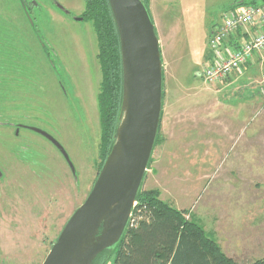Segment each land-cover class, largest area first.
Here are the masks:
<instances>
[{"label":"rangeland","instance_id":"1","mask_svg":"<svg viewBox=\"0 0 264 264\" xmlns=\"http://www.w3.org/2000/svg\"><path fill=\"white\" fill-rule=\"evenodd\" d=\"M35 4V26L22 18L23 99L0 102V264H43L88 198L102 163L97 37L91 22L76 20L85 0ZM151 4L166 77L161 139L169 137L156 148L143 190H160L164 201L193 215L228 257L252 264L264 258V74L208 84L201 73L223 13L264 6V0ZM244 100L254 106L245 108ZM29 128L52 136L69 159ZM211 145L216 152L207 155ZM12 147L27 165L3 175L4 162L17 157ZM114 261L115 254L108 264Z\"/></svg>","mask_w":264,"mask_h":264},{"label":"water","instance_id":"2","mask_svg":"<svg viewBox=\"0 0 264 264\" xmlns=\"http://www.w3.org/2000/svg\"><path fill=\"white\" fill-rule=\"evenodd\" d=\"M108 1L119 32L123 69L114 145L88 198L69 219L43 264H94L105 251L117 249L129 228L160 135L165 69L155 23L142 0ZM47 138L69 159L54 139Z\"/></svg>","mask_w":264,"mask_h":264},{"label":"trees","instance_id":"3","mask_svg":"<svg viewBox=\"0 0 264 264\" xmlns=\"http://www.w3.org/2000/svg\"><path fill=\"white\" fill-rule=\"evenodd\" d=\"M142 1L150 11L151 0ZM85 3L83 18L93 25L102 73L98 95L100 173L114 145L123 101L121 45L109 1L85 0ZM161 143L159 135L156 148ZM152 163L153 159L149 170ZM113 254V264H238L223 252L193 215L164 201L157 189L141 190L124 239L114 252L105 251L94 264H108ZM252 264H264V258Z\"/></svg>","mask_w":264,"mask_h":264},{"label":"built area","instance_id":"4","mask_svg":"<svg viewBox=\"0 0 264 264\" xmlns=\"http://www.w3.org/2000/svg\"><path fill=\"white\" fill-rule=\"evenodd\" d=\"M209 44L211 57L201 73L206 83L218 84L243 74L253 55L264 53V6L227 9L221 23L213 27Z\"/></svg>","mask_w":264,"mask_h":264},{"label":"flooded vegetation","instance_id":"5","mask_svg":"<svg viewBox=\"0 0 264 264\" xmlns=\"http://www.w3.org/2000/svg\"><path fill=\"white\" fill-rule=\"evenodd\" d=\"M35 7L37 8V5L35 4V0H0V90L3 91L0 94L1 95L0 102L3 104H6L9 101H12V103L17 104L20 102V100L23 99L22 97H21L22 99L20 98V94H19V90H22L23 88V85H20L22 84V79L20 78V75H22L21 64L22 63L24 64V60L22 59V55L20 54L21 53L20 41L22 36V18L24 16L27 20L31 22L32 26H35L34 23ZM5 11H8L9 13H6ZM10 14H13V18H9ZM78 19L84 20L83 16ZM31 68L32 71L37 69L33 67ZM5 74H14L15 77L8 78L5 76ZM12 81L14 84L11 83ZM7 85L8 87H6ZM8 90H10V92H7ZM33 129L35 128H31L30 130ZM46 134L48 137L54 139L48 133ZM39 135H41L49 143L55 145L44 134H39ZM14 140L18 142L16 138ZM16 147L21 148V145ZM16 147H12L10 150H11V154L12 155L17 154V157H13L15 159V161L13 162H8V161L4 162L3 175H9L11 174V171L15 169L21 170L24 165L25 166L27 165V161L21 160L22 157L19 151H17ZM29 162H31L32 165L36 164L35 162L32 161ZM26 169L30 170L29 167H26Z\"/></svg>","mask_w":264,"mask_h":264},{"label":"crops","instance_id":"6","mask_svg":"<svg viewBox=\"0 0 264 264\" xmlns=\"http://www.w3.org/2000/svg\"><path fill=\"white\" fill-rule=\"evenodd\" d=\"M151 7H152V4H151ZM245 75L243 77L246 78V79H250L251 77L257 75V74H264V53H255L253 55V60L250 61V63L247 65L246 69H245ZM235 76V75H234ZM233 76H231L228 80H230ZM242 79V78H241ZM165 80H166V77H165ZM166 93V92H165ZM166 95L164 94V110H163V117H162V123H161V128H163V125L165 123V121L167 120L166 118V110H167V104H166ZM220 105V104H219ZM243 106L245 108H247V106H249V108L253 107L254 105L249 103V102H246V100L243 101ZM257 107V106H256ZM247 121V120H246ZM245 121V122H246ZM195 122V121H194ZM244 125V123H243ZM195 131V129H194ZM161 132H162V129H160V137H161ZM168 132V131H166ZM174 132V131H173ZM169 133H166L165 135V139L167 140V137ZM188 135V132L186 133V135L183 133V132H179L178 136L179 137H187ZM191 135L193 136L194 135V132H191ZM162 138V137H161ZM165 139L163 137L162 139V142L164 141L165 142ZM162 144V143H161ZM210 146L207 147V155H213L215 154L216 150H215V146L211 145V147L209 148ZM156 151V150H155ZM213 151V154H211ZM154 157V155H153ZM161 162H162V159L160 158L159 159ZM163 161H167V160H163ZM150 171V170H149ZM148 171V172H149ZM148 174V173H147Z\"/></svg>","mask_w":264,"mask_h":264}]
</instances>
